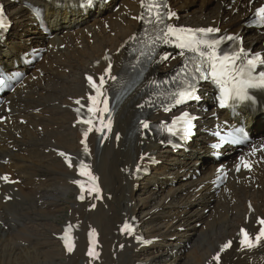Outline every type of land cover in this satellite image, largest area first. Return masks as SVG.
<instances>
[{
	"label": "bare ground",
	"instance_id": "obj_1",
	"mask_svg": "<svg viewBox=\"0 0 264 264\" xmlns=\"http://www.w3.org/2000/svg\"><path fill=\"white\" fill-rule=\"evenodd\" d=\"M121 1L116 13L104 18L93 15L86 29L50 40L51 50L39 64L44 74L35 72L36 80L10 95L13 122L4 126L0 145V264H91L92 258L85 253L91 227L99 230L103 245L100 260L93 264H175L181 256L183 264H207L222 243L236 236L240 226L257 228V217L264 216V161L251 175L245 170L233 172L229 183L215 194L209 184H203L217 164L207 161L202 152L180 157L151 137L129 134L141 102L135 100L139 88L120 105L115 130L95 155L103 201L94 211L88 210L89 204L77 201L75 171L59 151L81 156L74 102L87 91L85 74L97 79L109 55L114 56L115 70H120L130 42L121 47L140 29L133 19L138 15L139 0ZM170 1L179 24L242 31L249 46L264 49V33H250L242 23L254 7L249 0ZM195 3L200 4L199 10L191 8ZM8 7L14 24L0 48V63H10L30 44L39 46L44 41L40 31L26 23L35 21L30 19V11L19 3ZM53 9V27L83 21L74 11L69 13L60 6ZM165 69L166 63H158L148 77ZM155 159L163 162L156 165ZM199 161L205 163H201L203 169L199 167L202 174L193 179ZM146 168L151 169L149 174ZM4 173L21 182L2 186ZM170 180L176 181L175 186L169 185ZM5 195L12 200L3 202ZM66 203L70 211L67 219L76 225L78 237L76 251L68 256L56 239L63 228L57 212ZM150 204L156 206L154 213L147 210ZM133 216L144 225L147 238L157 241L140 247L132 237L121 236L120 223ZM186 242H191L187 251ZM219 264H264V242L253 250H242L235 241Z\"/></svg>",
	"mask_w": 264,
	"mask_h": 264
},
{
	"label": "snow or ice",
	"instance_id": "obj_2",
	"mask_svg": "<svg viewBox=\"0 0 264 264\" xmlns=\"http://www.w3.org/2000/svg\"><path fill=\"white\" fill-rule=\"evenodd\" d=\"M156 9L155 12V20L157 23L162 22L161 14L159 12V6L155 4H149L148 10L151 12L153 9ZM257 14L264 16V8H260L257 10ZM174 13H169L168 18L170 19L172 16H174ZM143 19V17H140ZM149 22H152L151 16L149 17ZM166 31L163 32V38L164 42L168 43L167 37L172 36L176 38L180 44L179 46L182 49H187L189 51L197 52L200 57H207V60L211 67V77L215 80L216 83L220 84L223 89V98H222V104L226 103L229 99L230 92L234 93L232 96L233 99H239L241 101L250 99L248 96V90L249 89H255V88H264V60H261L259 56H256L255 58L248 59L247 64L245 67H238L234 61L238 58L236 56L229 57L225 55L223 57V60L220 59L219 55L216 51V44L217 41H208L204 39H198L194 31L192 29H176L172 27L171 25L166 26ZM199 32H207L212 33L214 31H218L212 28L209 29H199L197 30ZM231 39V37H229ZM206 49L207 51L203 50ZM183 54V53H181ZM260 62V70L257 71L258 64L257 62ZM199 70V69H198ZM90 81H92V77L88 78ZM104 79L103 77L100 78V84L103 85ZM225 84H230L231 89L228 87H225ZM93 87H96V84L93 83ZM190 93L181 91L179 93V99L177 100V103H180L182 100L187 99ZM77 104L80 103L79 100L76 101ZM105 104H107V101H105ZM79 111V109H78ZM88 111L91 113L93 111L92 108H88ZM186 115V114H185ZM84 123H91V120H85ZM148 125L145 124L144 127H147ZM91 129H89L90 131ZM85 136H87V132L84 133ZM61 155H64V153H60ZM5 181H8V177L4 176L2 177ZM83 199V196L80 197ZM259 223L261 225H264V218H261L259 220ZM243 233V243L251 244V241L249 239V236L246 231L243 229L241 230ZM261 237H264V227L261 228L260 232L256 236V240L259 241ZM231 246V242L225 244L223 247L227 248ZM68 251H72V248L69 246ZM216 259H219V257H216Z\"/></svg>",
	"mask_w": 264,
	"mask_h": 264
},
{
	"label": "rangeland",
	"instance_id": "obj_3",
	"mask_svg": "<svg viewBox=\"0 0 264 264\" xmlns=\"http://www.w3.org/2000/svg\"><path fill=\"white\" fill-rule=\"evenodd\" d=\"M210 5H212V4H210ZM201 6H200V4L199 3H195V4H192L191 5V8L192 9H196V10H199V8H200ZM234 14H236V11H234ZM113 33V32H112ZM114 34V33H113ZM246 38H247V36H246ZM262 37H260L259 39H258V42H259V40L261 39ZM195 179V178H194ZM70 197V196H69ZM138 204H140V201H139V199H138ZM151 206H153V204H150V206H148V208H147V210H150L151 211V209H153L154 208V206L153 207H151ZM67 207H68V204L66 203V205L63 207V209L62 210H60L59 212H57V214H58V219H57V221L58 222H62V221H64V219L66 218L65 217V213H66V211L68 210L67 209ZM156 207V206H155ZM157 210V209H156ZM155 210V208L151 211V213L153 212V211H156ZM159 211V210H158ZM62 213V214H61ZM63 215V216H62ZM64 217V218H63ZM61 218V219H60ZM142 226H144V225H142ZM199 229H200V226H199ZM145 231H146V233L145 234H147V230L145 229ZM187 244H189V245H187ZM191 248V242H186V251L188 250V249H190ZM184 260V257L183 256H181V258L178 260V261H176L175 262V264H183V262L185 261H183Z\"/></svg>",
	"mask_w": 264,
	"mask_h": 264
}]
</instances>
